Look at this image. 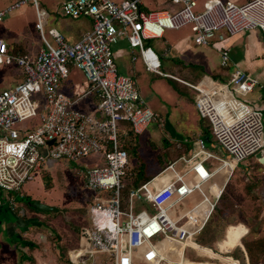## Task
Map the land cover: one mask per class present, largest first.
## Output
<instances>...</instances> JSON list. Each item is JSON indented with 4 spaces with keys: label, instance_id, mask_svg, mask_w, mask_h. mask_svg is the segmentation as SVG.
I'll list each match as a JSON object with an SVG mask.
<instances>
[{
    "label": "built area",
    "instance_id": "built-area-1",
    "mask_svg": "<svg viewBox=\"0 0 264 264\" xmlns=\"http://www.w3.org/2000/svg\"><path fill=\"white\" fill-rule=\"evenodd\" d=\"M27 1L35 10V28L43 45L34 57L13 54L0 37V65L20 67L22 74L11 88L0 90V197L11 208L16 196H24L23 185L57 160L78 162L101 153L105 163L83 172L90 191L88 222L80 229L77 245L68 252L72 264H186L185 252L202 232L223 193V185L208 183L219 171L229 178L235 166L262 152L263 112L240 97L222 90H207L183 81L195 92L194 106L208 120L211 134L223 154L207 149L197 138L198 150L168 161L153 178L122 195L124 176L130 167L128 152L118 135L122 122L142 134L156 113L144 101L134 79L118 70L114 45L124 39L131 60L140 59L156 74L158 54L148 44L163 36L164 29L190 25L192 40L206 46L250 29H258L264 40V0H164L160 8L146 9L142 0H66L63 8L72 18L86 16L91 27L78 41L69 43L55 27L44 34L45 16L37 0H14L0 9L6 13ZM170 4H181L171 11ZM223 58L227 52L223 51ZM71 68L80 70L85 90L71 97L63 83ZM233 92L245 94L256 81L242 70L230 77ZM93 93L92 112L75 105L76 99ZM40 94L44 101L35 96ZM210 159L218 163L209 168ZM165 173L164 182H157ZM198 194L192 205L178 204ZM170 212L173 215H170Z\"/></svg>",
    "mask_w": 264,
    "mask_h": 264
},
{
    "label": "rangeland",
    "instance_id": "rangeland-1",
    "mask_svg": "<svg viewBox=\"0 0 264 264\" xmlns=\"http://www.w3.org/2000/svg\"><path fill=\"white\" fill-rule=\"evenodd\" d=\"M37 1L39 9L45 12L44 34L48 39L51 38L47 33V29L55 27L63 33L66 41L74 43L79 40L83 31L92 23L91 19L86 16L72 18L67 14L63 8V4L66 0ZM233 1L237 3L236 0ZM12 2L13 0H0V9L6 7ZM162 2L163 0H143V4L149 9H152L155 6L162 7L166 4ZM203 2L204 0H200L198 7L193 10L195 12L202 10ZM180 6L181 4H170L169 9L174 11ZM35 21L36 16L34 6L32 2L27 1L18 8L6 13L4 18L0 20V35L12 34L14 35L13 37H18V41H20L21 44L27 41L29 49L35 51L43 45L39 32L34 26ZM190 35V25H185L178 29H164L162 37L151 39L148 42V44L159 54L161 62L160 70L162 72L174 74L189 81H194V76H188L185 72L179 70V67L181 68L182 65L174 60L171 48L178 43V41L185 39L184 42L190 43L192 46L191 50H194L196 46L191 43L192 40L189 37ZM187 39H190L191 41H187ZM16 45H18V43L12 42V47H10L17 52L25 50L20 49ZM28 50L24 52H27ZM123 57L125 56L123 55ZM123 57L115 59V63L119 70H122L121 66L124 63ZM181 57L185 62H188V56H184L183 52L181 53ZM125 58L126 61H129L127 57ZM135 66L136 70L131 74L132 78L134 79L135 85L140 90L142 97H144L146 104L156 113V118L149 123L148 127H146L142 134L138 135L140 149L137 151L139 152V157L141 159L137 157L138 154H132L129 162L130 165H135L134 158L140 159L141 163L142 161L144 163V166L142 165L144 172L149 176H153L164 168L167 161L176 158L181 153L180 148L179 150L173 149V146H171L172 144H168V142L171 143L169 140L170 136L167 134L165 135V133L167 132L177 135V137H181L179 138L181 141L188 140L190 136H192L194 124L193 117H195L197 113L195 109L188 104L193 96L190 89L184 87L181 83L173 81L171 77L162 76L147 70L141 63L140 59H137ZM191 69L192 75L193 73L194 75H197L200 72L198 68ZM21 70L20 67L14 65H0V90L3 88H11L22 74ZM67 79L73 84L75 83L78 85L80 91L85 90V88L84 90L82 89L85 81L84 76L77 68H71ZM68 94L71 97H74L70 90L68 91ZM86 96L89 99L85 100V104L89 100L91 101L94 94L91 92L86 94ZM35 98L40 103L44 101L43 96L40 94H36ZM80 110L84 112H92L91 109L88 111L84 109ZM164 138L167 140L166 143ZM206 143L208 145L207 141ZM254 158L255 154L248 157L246 161L253 162ZM104 163V156L97 152L91 154L87 158L79 160L78 162L57 160L51 167L45 169L51 178L49 186H45L44 180L38 173L35 174V177L32 180H29L23 185L22 189L25 195L29 196V198L33 200V203L39 201L49 206H54L56 209L59 208V211L56 214H53L51 210H44L43 213L41 211L37 212V210H32L27 204L21 202L30 209L28 215H31V213H37L36 216L40 221L42 222L44 220L47 224L46 226L41 225L39 228L34 227L28 231L26 235L28 240H33L34 243L37 242L36 249L28 248L27 252L28 254L37 252V254H39V264H70L66 260L68 252L71 248L77 245L80 229L87 224L89 216V201L91 196L89 193L90 191L84 186L83 172L95 164L103 165ZM136 169L137 165L135 170ZM165 176V173L159 175L158 181H162ZM213 180L214 179H212V181ZM223 197L224 199L222 201L221 199ZM225 199L226 195L223 193L213 214L206 224L204 234H202L200 238L211 231V236L213 238L211 241L214 242L223 238L224 233L227 232V229L230 226H239L244 225L245 223L250 224L251 227L255 226L257 228V230H255L256 233L259 234L261 231L264 235V211L261 212V214L256 213V221L250 217L247 221L248 214L246 212H239V208H234L232 202L227 204V199ZM17 204L15 206H17ZM191 205L192 202L186 199L177 206V210L183 209L184 207L188 208ZM170 215H173V213L170 212ZM8 216L10 219H14L11 211ZM254 223L255 225L253 226ZM205 231H207L206 234ZM256 233H253L251 230L248 231L246 235L240 239V245L239 243L237 245L242 249H245L244 242L250 243ZM40 234H42L44 238L41 239L39 237ZM26 238L25 240H27ZM23 240H19V243ZM211 241H209V243H211ZM59 246L66 248L65 253L61 252ZM232 252L233 251L231 250L228 254H226V252L222 255L231 256ZM62 254L63 256H61ZM185 256L188 259H194V261H199L203 258L198 251L194 252V250L191 249L186 250ZM246 257L245 264H264V256H259L255 261L254 258L252 261H249ZM206 259H208V257H206ZM208 261H210L211 264H235L230 258H224V260L221 258H215ZM239 264H242L241 260H239Z\"/></svg>",
    "mask_w": 264,
    "mask_h": 264
},
{
    "label": "crops",
    "instance_id": "crops-1",
    "mask_svg": "<svg viewBox=\"0 0 264 264\" xmlns=\"http://www.w3.org/2000/svg\"><path fill=\"white\" fill-rule=\"evenodd\" d=\"M236 1L237 3H242L245 0H236ZM90 27L91 25L88 28H86L83 31V33L89 30ZM13 36L14 35L12 34L0 35V37L4 39V41L7 43L8 49L10 51H12L13 49L11 48L12 42L18 43V45L16 46H18L20 49H25L22 51H26L29 49L27 45V41L21 44V42L18 41V37L16 38ZM189 37L192 40V35H190ZM190 39H187V41H191ZM184 41L185 39H182L181 41H178V43H176L175 45L171 47L172 56L175 61H177L178 63L182 65L181 68L179 67V70L182 72H185V74L188 76H194V81H189L187 79H183V78L178 77L177 75L169 74V73L166 77H171L173 81L181 83V85H183L184 87L192 91L193 96L191 97L190 103H188L191 105L192 108L195 109V106H194L195 92L188 85L184 84L183 81H186L192 84H200L202 87L210 91L220 89L222 90V92L225 91L227 95H231L233 93L234 96L236 95L237 97H240L246 104L260 109L264 115V40L262 38L261 32L258 29H250V30H246L241 33H238V34H234V35H225V38L222 40H219L218 38H214L206 46L196 45L192 40L191 43H193V45L196 46L194 50H191L192 46L190 43L184 42ZM37 50L31 51L29 49L27 52L19 53L18 51L17 53H13V54H28L34 57L35 54L37 53ZM223 51L227 52L225 59L223 58V53H222ZM182 52L184 56L185 55L188 56L187 57L188 62H185L183 58L181 57ZM130 53H131V50L129 49L128 44L124 39L119 40L114 45L115 59L121 58L124 55L129 60V61H126L125 60L126 58L123 57L124 63L121 66L122 70H119V69L118 70L121 73L127 74L132 77L131 74L135 72L136 70L135 62L137 60L135 61L131 60ZM190 67L198 68L200 70L199 74L194 75L193 73L192 75L191 74L192 69ZM236 70L244 71L256 81V85L251 91L245 94H238L235 91L233 92V89L231 85L229 84V82H230L231 75ZM67 78L63 83V89L67 93L70 90L73 93V96H74L73 98H77L76 94L77 92L80 91L78 89V85H76L75 83L73 84L71 81H68ZM67 83L68 85L66 86ZM85 86L86 85L84 82L82 89L85 88ZM86 99H89V98L87 96H84L79 99H76L75 105L80 109H84V110L91 109L93 111L97 103V98L96 97L92 98L91 101L89 100L85 104ZM195 111L197 115L193 117L194 124H193V129H192V136H190V138L186 141L184 140L181 141L179 140V138L181 137H177V135H173L172 133L166 132L165 135L166 134L169 135L170 136L169 140L171 141V143L168 142V144L169 145L172 144L171 146H173V149H177V150H179V148L181 149V153L178 156H181V155L187 156L198 150L197 138L200 137L204 139L208 150L219 153V154H223L219 146L214 141V138L211 134L210 124L208 120L204 117H201L198 114L196 109ZM125 127L128 128L129 126L127 124H122L121 129H120V131L122 130L124 134H126ZM206 133H208V135ZM165 138H164V141L166 143L167 140H165ZM206 141L208 142V145ZM262 153L264 154V146H263ZM134 164L136 165V163ZM205 164L209 168H215L218 163L216 162V160L210 159ZM131 165L133 166V164ZM158 173L159 172L154 174L151 178L156 176ZM166 178L167 176H165V178L162 181L157 180L158 184L164 182ZM212 179L214 180L212 181ZM208 183L209 184L212 183L214 186L223 185V193H225L226 195L227 200L226 199L225 200L227 201V204L232 202L234 208L240 209L239 212H246L248 214V218L246 219L247 221L249 220V217L256 221L255 219L257 217L255 216L256 213L261 214V212L264 211V164L259 162L256 156L253 162L252 161L247 162L245 160L241 162L240 164H238L237 166H235V170L229 178H226V173L224 171H219L213 178L209 180ZM198 198H199V195L195 194L191 196L190 198H186V199L192 202L193 200H196ZM223 199L224 197L221 200L223 201ZM2 202L3 200L0 197V205L2 204ZM17 203H16L17 206L12 208V214H13L14 219L9 218L8 215H10V211H9V214L7 215L4 214L3 212H0V264H39L38 263L39 254H37V252H32L28 254L27 249L29 247L23 244L22 242L19 243V240L25 239L27 237L26 235L28 231H30L34 227L39 228V226L42 225L41 221L36 216L37 213H31V215H28L30 209L27 208L21 202H17ZM178 210H182V209H178ZM254 225L255 223L253 224V226ZM205 227L203 228L202 232L199 233V235L197 236V244L211 249L213 253L219 256L217 255L210 256L211 254L198 252L199 254H201V257H203L201 260L194 261V259L186 258L184 259V261L190 260L192 261L193 264H211L210 261L208 260L215 259V258L216 259L221 258L223 260V258L226 257V258L232 259L235 262V264H238L239 263L238 259H234V257L230 255H222V254L223 253L225 254L226 252H227L226 254H228L229 251L231 250L233 251L238 246L237 245L238 243L240 245V239L244 235H246L248 231L251 230L253 233H256L255 230H257L255 226L251 227V225L248 223H245L244 225H239V226H230L227 229V232L224 233L223 238L212 242L211 240H213V238L211 236L212 235L211 231H209L207 235L200 238L201 235L204 234ZM249 227H250V230H249ZM206 232L207 231H205V234ZM256 235L254 238H252L250 243H252L253 241L255 242L257 240L258 241L264 240L263 232L260 231L259 234L256 233ZM39 237L41 239L44 238L42 234H40ZM30 241L33 242V240H30ZM209 241H211V243H209ZM35 244H37V242H35ZM246 244H249V243L246 242ZM217 245L218 246L220 245L221 248L223 246L224 247L227 246L228 250L222 251L223 249L220 250L217 247ZM188 249L194 250V252L197 251L194 248V246L189 247ZM243 250L245 254H247L246 250L245 249ZM21 254L31 255L33 257V261L29 262L28 260H24L23 255L21 256ZM205 256L208 257V259H206ZM259 256L262 257L264 256V254L259 253L258 257ZM246 258L248 260V257Z\"/></svg>",
    "mask_w": 264,
    "mask_h": 264
},
{
    "label": "trees",
    "instance_id": "trees-1",
    "mask_svg": "<svg viewBox=\"0 0 264 264\" xmlns=\"http://www.w3.org/2000/svg\"><path fill=\"white\" fill-rule=\"evenodd\" d=\"M162 3H166V2H162ZM162 7H164V6H162ZM144 8L149 9L146 6H144ZM155 8H160V6H158V7L155 6ZM10 52L17 53V51L15 49H12V51H10ZM23 52L24 51H22V50L19 51V53H23ZM122 124H127L129 126L128 128L125 127L126 134H124V132L122 130L119 131L118 138L122 142V147L128 152L129 159H130V157H132L131 156L132 154H138L137 157H139V152L138 151L140 149V144H139L138 135L135 134L132 131L130 125L127 122H122ZM206 134L208 135V133H206ZM140 159L134 158V160L136 161L135 163L137 165V169L135 170L136 165H133V166L130 165L129 169L127 170L126 175L124 176L125 185H124V187L122 189V195L124 197L127 195V192H128L129 189L139 186L141 183L150 180L151 177H152V176L147 175L144 172V168L142 166L143 165V161L141 163ZM41 177H42V179L45 182V186H49V184L51 183V178H50L49 173L46 172V170H43V172L41 173ZM16 202H24L25 204H27V206H29L30 209L37 210V212H40L41 211V212L44 213V210H41L38 207H36L33 204V200H31L29 198V196H27V195H24V196H16ZM30 202H31V204H30ZM9 211L12 212L11 206L8 205L7 202H2V204L0 205V212H3L4 214L7 215V214H9ZM58 211H59V208L55 209V211L54 210H51V212L53 214H56ZM41 224L43 226H46L47 225L44 220L41 222ZM21 240H23V239H21ZM22 243L25 244V245H27L29 248H35L36 247V244L34 242L28 240V239L27 240L24 239L22 241ZM220 245L219 246L217 245V247L220 250H222V249H223L222 251H227L228 250V247L227 246H225V247L223 246L224 248L223 247L221 248ZM244 246H245V250H246L247 254H245L244 250L241 247H239V246H237L233 250V252L231 253L232 254L231 256L234 257L235 259L241 260V263L242 264H245V257L246 256L248 257L249 261H252L253 258H254V261H255L256 259L259 258L258 257V254L259 253L260 254H264V240H261V241H258L257 240L255 242L253 241L252 243H249V244H246L245 243ZM59 247L61 248V252L62 253H65V251H66L65 249L66 248L63 247V246H59ZM231 247H233V246H231ZM22 255L23 254H21V256ZM252 255H253V257H252ZM61 256H63V254ZM23 259L24 260H28L29 262H32L33 261V257L31 255H23ZM66 260L70 264H72L70 262L68 256H67Z\"/></svg>",
    "mask_w": 264,
    "mask_h": 264
},
{
    "label": "bare ground",
    "instance_id": "bare-ground-1",
    "mask_svg": "<svg viewBox=\"0 0 264 264\" xmlns=\"http://www.w3.org/2000/svg\"><path fill=\"white\" fill-rule=\"evenodd\" d=\"M163 56V55H162ZM68 80V79H67ZM89 94V93H88ZM77 95V94H76ZM95 97V96H94ZM93 97V98H94ZM88 110V109H87ZM148 127V126H147ZM136 136V135H135ZM123 137V136H122ZM133 139V138H132ZM210 139V138H209ZM128 140V139H127ZM132 141V140H131ZM124 143V142H123ZM191 150V149H190ZM185 151V150H184ZM176 154V153H175ZM261 176V175H260ZM24 201V200H23ZM21 205V204H20ZM18 209V208H17ZM28 211V210H27ZM55 211V210H54ZM17 218V217H16ZM12 219V218H11ZM33 244V243H32ZM192 246H194V248L198 251V252H201V253H207V254H211L210 256H214V255H217L215 253H213V251L209 248H206V247H203L197 243H192ZM219 256V255H217ZM226 258V257H225ZM224 260V258H223ZM186 264H193L192 261L190 260H187L185 261Z\"/></svg>",
    "mask_w": 264,
    "mask_h": 264
},
{
    "label": "water",
    "instance_id": "water-1",
    "mask_svg": "<svg viewBox=\"0 0 264 264\" xmlns=\"http://www.w3.org/2000/svg\"><path fill=\"white\" fill-rule=\"evenodd\" d=\"M255 156L258 158L259 162L264 164V154L262 152H257ZM33 204L41 210H55L56 209L54 206H49L39 201H35Z\"/></svg>",
    "mask_w": 264,
    "mask_h": 264
}]
</instances>
